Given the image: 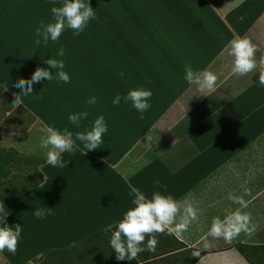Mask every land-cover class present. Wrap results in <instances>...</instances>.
<instances>
[{
    "label": "crops",
    "instance_id": "1",
    "mask_svg": "<svg viewBox=\"0 0 264 264\" xmlns=\"http://www.w3.org/2000/svg\"><path fill=\"white\" fill-rule=\"evenodd\" d=\"M13 2L0 0V37L10 39L14 45L11 48L14 51L17 50L15 55L21 56L24 54L21 52L23 42L20 41L22 39L19 38L18 34L22 33L18 32L16 35L13 33L15 28L22 27L21 21L26 18L16 21L17 0H13ZM160 3L166 7H162L164 9L175 7L177 18L166 19L165 21L170 25L169 30L178 31L181 36V42H179L181 50L187 49L194 54L192 64L185 58H180L179 63L174 62L173 65L165 67L162 70L161 75L163 77L160 81L164 80V71H173L175 65H177L178 71L185 70L187 66H191L194 71L208 69L214 72L218 79L215 89L204 93L200 92L197 85L184 83L182 80L163 82L156 90L152 91L154 96L150 97L149 103L151 104L154 97L157 96L158 102L162 104L161 107L163 106L164 115L172 114L178 120L165 125L162 124L163 115V118L152 123L150 129L164 128L160 135L158 132L156 135H159L160 138L161 135L164 136L166 141L163 143L166 144L179 145L185 139L187 145L193 147L195 153L204 154L206 160H209L206 149L217 148V167L215 172H212L213 176L207 178L208 174L199 178L204 173L202 169L205 161L202 162V156H198L195 161L187 163L182 159H174V154L169 155L171 160H164L166 165L171 164L169 167L174 172L170 171L164 161H160V155L158 159H148L149 150H155L156 145L163 143H158L154 147H152L153 145L145 146L146 142L141 137L145 143L142 146H140V139L133 144L130 141L131 149L127 154L132 156L131 159L125 154L122 157L119 156L118 159H110L111 161L105 162L101 159H92L87 153L82 155V152L74 150V158H71L73 154L70 156L64 152L66 159L63 160L65 163L63 168L48 164L46 162L47 149L39 147L41 150L39 153L42 154V158L44 157L42 162L38 161V164H35L33 161L30 166H26L24 172L22 171L23 178L19 175L20 170L11 169L10 178L6 179L7 182H10L11 179H24L26 185L15 188L10 183L8 185L7 182L4 185L0 183V193L9 189L10 194L15 196L14 200L10 198L6 202V208L9 210L23 206L27 202L22 214L29 217L33 215L35 209L40 208L38 205L40 202L42 207L47 203L50 208L58 210L60 215L65 216L62 221L66 223L65 225L70 220L71 223L69 224H74L73 227L76 225L75 219L79 217L82 211H85V217L88 218H83L87 221L83 226L89 231L77 235V238L72 237L67 242L58 244L60 248L56 249V252L61 254L57 255L55 261L59 263L264 264V85H261L258 80L259 61L264 56V0H162ZM179 10L184 12V17L180 15ZM26 21H31V19H26ZM16 23L19 25L16 26ZM7 24L13 27L10 28L12 34L7 31ZM23 35L26 38L29 37L27 33ZM243 36L251 38L259 48L256 53L258 68L252 73L239 76L231 71L234 58L229 55V50L230 42L234 38ZM5 42L0 41V54L3 55H0V58L2 59L10 54ZM180 72L179 76L181 75ZM0 87V107L3 106V109H0V126L4 123L11 126L9 128L0 127V151L2 147H12L19 151L26 149L34 152V145L18 147L13 143V140L16 142L18 137L25 140L29 134L35 131L45 137L46 129L50 126L46 125L44 119L49 117V112L45 111L44 108L41 111L31 110L21 100L20 106L16 107V97L9 90L6 78H0ZM4 87H7L6 91ZM256 104L260 105L257 106ZM151 112L154 111L151 110ZM126 117L128 115L121 116L116 124L118 126L124 124L127 127L130 124L131 130L138 129L137 132L141 129L138 128V125L144 126L148 121V119L145 121L144 118L145 124H143L140 122L141 119L134 120L131 118L133 121H128ZM129 117L136 118L130 114ZM249 118L251 119L248 120ZM216 126L217 138L213 139L210 132L214 131ZM121 133L123 134V132ZM183 146L186 145L183 144ZM62 155L63 153L61 157ZM103 164H105V170L108 166L113 176L115 175L112 178L106 176L102 180L103 188L112 193L110 196L116 195L115 190L118 193H125L128 188L127 194L131 195L130 198L133 199L134 194H131V187L139 188L148 198H151L154 192L160 191L163 195H172L177 201L191 202L198 209V220L194 221L188 230L179 237L166 233L156 234L158 244L155 252L144 251L138 254L136 260L118 261L115 250L110 245V240L119 221L126 213L127 205L118 209L122 218L114 216L115 213L109 212L111 210L107 207L106 211L99 207L102 209L100 212H92L88 205L89 201H93L97 197L96 192H93L94 176L90 175V172L93 168L101 167ZM151 164H154L151 171L161 173L160 176L143 174L145 172L144 167ZM77 169L80 173H84V176L80 175L79 180L81 181L77 183V187H72L73 180L70 184L65 180V177L70 176L72 179V174L78 172ZM35 173L37 174L36 177L33 176ZM40 173L43 180L36 182L37 179H40ZM162 173L164 174L162 175ZM15 175L17 178H13ZM157 180L160 181L159 186L155 184ZM207 180L213 185L201 184ZM76 181L78 180L76 179ZM67 184L68 187H66ZM119 184L122 185L123 190L118 187ZM125 185L128 186L126 189ZM245 189H249L251 195H244L247 207L241 211L250 215L252 223L256 226L255 232L250 236L242 232L240 237L234 238L235 242L232 241L230 244L228 242L223 243L224 239L220 238L214 241L215 244L205 245L204 241L208 238L205 233V222L210 220L205 221V218L210 217V214L206 216L208 210L203 209L205 208L204 205L210 199L216 203L214 210L217 214L213 218L211 216V220L208 222L211 227L214 218L223 219L230 212L240 208V205L233 203L228 199V196L230 193L237 196L243 195ZM76 190L78 194L76 199L80 201L84 198L87 203L75 202L71 207L77 208V210L72 212L68 203L65 204L64 201L60 200L65 199L68 194L69 198H73ZM211 192L214 194L209 198L208 195H211L209 194ZM204 212L207 213L205 216L203 215ZM16 213L18 212L16 211ZM149 238H145L142 247L146 248ZM246 244L255 248L250 257L247 256L246 250H244L245 254H242L237 253L235 249L236 245L243 246ZM46 248L48 246H44V249ZM49 250H51L50 247ZM43 251H37V253L41 254ZM200 251L203 252L200 258L193 256L194 252L201 253ZM10 253L7 249L0 252V264H23L24 260L18 262L20 258H12ZM235 254L243 255L241 260L237 259ZM193 259L196 261L193 262Z\"/></svg>",
    "mask_w": 264,
    "mask_h": 264
},
{
    "label": "rangeland",
    "instance_id": "2",
    "mask_svg": "<svg viewBox=\"0 0 264 264\" xmlns=\"http://www.w3.org/2000/svg\"><path fill=\"white\" fill-rule=\"evenodd\" d=\"M11 2L14 3L13 0H11ZM63 2L64 0H17L18 14L16 21L19 19L21 21L25 18L31 19V21H26V19L23 20L22 27L18 29L15 28V32L13 33L14 35L18 32L22 33L18 34V36L22 39L20 41L23 42L21 45V52H24V55L23 57L19 56L22 58V62L13 63L17 57L15 56V51L17 50L15 49L14 51V49L11 48V46L14 47V45L10 39H3L1 36L0 41H6V48L10 54H8V56L4 59L0 58V78H6L9 90L15 97L19 95V99L26 105L27 108L31 110H39L44 107L50 108L46 110L49 112V117L44 120L46 121V125L55 129L57 128L59 131H63L64 128H68V130L75 129L76 126L68 119L70 114L87 111L88 118L86 120H82L80 123V128H85L87 131L91 130L95 119L103 115L109 128L103 136L104 143L95 150H87L84 147V144L79 145L81 148L80 152H86L87 155L91 156L90 158L101 159L105 162L110 159H118L129 153L128 151L131 149L129 142L132 141V138L134 137L130 134L127 135V133L130 132L131 134H136L138 129L131 130L130 124L128 127L124 124L123 126H118L116 124L117 120L124 115H128V117H126L128 121H133L132 119L140 120L141 113L133 107L131 102L124 103L123 100H121L120 104L114 105L113 100L115 97L117 95L123 97L128 93V91L141 87L142 80L147 82L152 79L160 80L163 77V75H161L162 70H164L165 67L173 65L174 62L179 63L180 58H185L192 64V57L194 54L187 49L181 50L179 44V42H181V36L178 34V31L175 32V30H169L170 25L166 23L165 20L177 18V11L175 7L172 9H164L166 7L162 6L163 4L160 3L162 0H141L140 2L138 0H86V2H89L93 7L97 18L91 19L85 31L80 35H75L73 30L66 29L57 41L58 43L56 46H53V51H55L56 55L52 57V54H49L51 46L48 44L45 45L43 42H41L39 46L35 44V32L40 26V22L42 20L45 23L52 21L53 16L51 8L53 6H62ZM179 12L180 15L184 17V12L181 10H179ZM18 25L19 23H16V26ZM6 27L8 29L7 31L12 34L11 29L13 27L8 24ZM26 33H33L31 39H29V37L26 38L23 35ZM28 42H30L31 46ZM27 45L30 48L26 47ZM61 47L64 48L63 56L58 55ZM0 55H2V53ZM51 58L64 61V70L69 73L70 82H58L55 78L51 81L44 79L39 83H34L32 86L33 92L28 96H24L22 90L15 87L17 81L19 79H30L38 67L49 69L53 74H55L56 69L50 68V66L46 63V61ZM20 65L24 68V75H21L22 77L19 75V70L21 69H18V66ZM173 69V71H164V80L159 81V85L167 80L173 82L182 80L184 83H189L185 79V70H179L181 71V75L179 76L177 65L173 66ZM8 70L9 72H7ZM112 70L115 71V73H112V78L108 77L107 73H105V77L103 76L104 72H110ZM96 73H100L102 77L98 75L97 80L94 79L93 76ZM121 73H123V75H121ZM106 78L111 81H108ZM94 82H97V85H93ZM149 85L150 83L148 84V88ZM91 86H93V88L90 89ZM100 87L104 88V92L101 91V94L98 93ZM72 88L76 89V94L79 95V99L71 96V94H74ZM93 96L96 97V103L94 105H89L87 101ZM158 101V97L155 96L153 102L150 104L151 107L143 113L145 118L144 120L146 121L148 119V121L147 124H145L143 119L140 120L141 123L145 124V128L143 125H138V128H141V134L143 128L150 129L152 123H155L157 120L163 118V106L161 107L162 104ZM156 102L158 103L156 104ZM54 104L61 105V116H57L53 112V108L55 107ZM256 105L258 106L260 104ZM123 107L126 108V112L136 118L129 117L128 113L123 112ZM0 109H3V106L0 107ZM158 109H160L159 114L158 112H151V110L156 111ZM53 116L54 118H52ZM173 116L174 115L172 114L164 115L162 124L166 125L177 121L178 118ZM135 123L137 124V122ZM57 125L59 128L55 127ZM0 127L9 128L11 126L8 123H4ZM121 132H123L124 135ZM210 133H212L213 139H216L217 126L214 128V131H211ZM141 134L138 133L136 136L139 137ZM42 137L43 136L41 134L35 131L29 134V137L26 139L25 137H22L25 140L18 137L19 139L16 140V142L13 140V143L18 147L28 146L29 144L30 146L34 145L36 151L31 153L38 156L41 153L39 144ZM183 144L186 146L184 147ZM155 145L156 144L152 147ZM149 151L150 152L147 153L148 159H158V157L161 156L160 161H164L165 165L166 162L164 159L171 160L169 155L173 154L174 159H182L187 161V163L195 161V158L198 156H202V162L205 161L202 169L204 173L199 176V178H203V176L208 174L207 178L213 176L212 172H215L217 167V148L206 149V153L209 156V160H206L204 159V154L201 155L200 152L195 153V149L190 145H187L185 139H183L182 143L179 145L163 143L156 145L155 150L150 149ZM212 153L213 155L211 156ZM26 154L30 155V151L24 149L20 156H25ZM65 154L66 153H63L61 157L62 160H64V158L66 159ZM69 154L70 156L72 155L70 152ZM127 155L129 156L130 154ZM131 157L132 156H129L128 158L131 159ZM71 158H74V155ZM5 159H7V157H5ZM173 162L174 161L172 160V163ZM153 165L154 164L145 166V172L143 174L160 176L161 173L151 171V169H153ZM170 165L171 164H168L166 167L170 171L174 172V170L169 167ZM162 166L164 167V164H162ZM104 170L105 164L101 167L93 168L90 172V175L94 176L93 181L95 186L93 185V192H96L97 197L93 201H89L88 205L91 207L92 212H100V210H105L107 207L111 210L109 212L115 213L114 216L122 218L120 210L118 211V209L127 205L125 209V212H127L130 208L134 207L132 203L134 198L131 199V195L127 194L129 190L127 185H125L127 192L118 193V191L115 190L116 195L113 197L110 196L112 193L103 188L104 185L102 180L106 176L112 178L115 177V175L113 176V173L108 169V166H106L105 172ZM77 171L78 172H75L73 175L76 176L78 181L73 178L71 179L70 176L65 177V180L70 184L73 180L72 187H77V183L81 181L79 180L80 175L82 177L84 176V173H80L79 169H77ZM163 174L164 173H162V175ZM17 182H19V180H17ZM204 182L205 183L201 184L213 185V183L209 180ZM20 186L22 185H17L18 188H20ZM66 187H68V184ZM118 187L123 190L121 184H119ZM209 194H211L208 195L210 198V196L214 193L211 192ZM77 195L76 190L73 198H69L68 194L65 199L60 201H64L65 204L68 203V206H70L69 209L73 212L77 210V208L75 209L71 207V205L73 206L75 202H80L82 204L87 203L84 198L80 199V201L77 200ZM42 200L44 199L42 198ZM26 203L27 202H25L23 206L12 208L10 210L9 208H5V210L9 212L6 217V223L8 226L14 229L15 224L19 223L22 229L21 237L19 238L17 251L14 257L20 258L18 262H22L24 259L29 258V264H72L70 262L59 263L55 261L58 257L57 255L61 254L56 252V249L60 248L58 244L67 242L72 239V237L77 238V235L87 233V231H89L85 226H83L87 222L83 218H88L85 217V211H82L79 217L75 219L76 225L73 227L74 224H69L71 223L70 220H68L67 225H65L66 223L62 222L65 216L60 215V212L54 208H51V214L42 219L37 218L34 214L29 217L22 215V211L24 210ZM58 204H60V202ZM38 205H40V208H50L47 203H45L44 207L41 206V202ZM215 205L216 203H214L211 199L204 205L205 208L203 209L208 210L206 211L208 212V215L206 216H209L210 214V217H206L205 221L208 219L211 220V216L212 218L213 216H216L217 212L214 210ZM16 211L18 213H16ZM205 214L207 213L204 212L203 215L205 216ZM210 220L205 222V233L208 236V238L204 241L205 245L215 244L214 241L217 240L209 235L210 226L208 222ZM191 229L194 231L192 227ZM224 242L226 241L223 240V243ZM43 245L48 246L47 250H49V247L51 248L48 254H46V251H43ZM235 249L237 250V253L240 252L242 254L244 253V250H246L248 257H250L251 253L255 250L254 246L248 244L241 246V249L236 245ZM37 251L43 252L41 254H39V252L36 254ZM236 256L237 259L241 260L243 255ZM39 259L41 260L39 261Z\"/></svg>",
    "mask_w": 264,
    "mask_h": 264
},
{
    "label": "clouds",
    "instance_id": "3",
    "mask_svg": "<svg viewBox=\"0 0 264 264\" xmlns=\"http://www.w3.org/2000/svg\"><path fill=\"white\" fill-rule=\"evenodd\" d=\"M53 19L45 23L43 20L35 32V44L39 46L41 42L45 45L49 40L56 42L66 29L73 30L75 35H80L85 31L89 21L97 18L96 13L89 2L86 0H64L62 6H53L51 8ZM259 48L248 36L234 38L230 42L229 55L232 56L233 64L231 71L235 75L244 76L257 70L258 62L256 53ZM59 56L64 55V48L61 47ZM46 63L52 69H56L53 74L49 69L38 67L30 79H19L15 87L22 90L24 96L33 92V84L47 79L51 81L55 78L58 82L69 83L70 75L65 71L63 60L48 59ZM259 83L264 85V56L259 61ZM123 75V73H121ZM185 79L190 83L197 85L200 92L211 91L215 89L217 75L210 71H194L191 66L185 69ZM5 91L7 87H4ZM153 95L150 89L139 87L130 90L125 96L117 95L113 100L114 105L131 102L133 107L141 113L140 119H144L145 113L150 107L149 99ZM42 99V97H41ZM16 107L20 106L19 95L15 98ZM89 105L96 103V97L93 96L87 101ZM88 118V112H78L69 115L71 123L80 126L82 120ZM108 131V125L103 115L95 119L91 130L87 132H76L75 134L65 128L63 132L47 127L46 136L41 138L40 148L47 149L46 162L54 167L63 168L64 161L61 154L70 152L75 155L74 140L83 142L87 150H95L100 147L104 141L103 136ZM160 137L155 135L153 130L149 129L145 137L146 143L158 144ZM174 143V142H173ZM86 154L83 152L82 155ZM157 186L160 181H155ZM131 187V186H130ZM167 187L166 185L164 186ZM131 194H134L132 201L134 207L130 208L119 221L116 230L113 232L110 245L116 253L118 261L136 260L139 253L144 251L155 252L158 240L156 234L176 235L179 237L186 232L189 226L198 220V209L188 201H177L172 195H163L160 191L153 193L148 198L139 188L131 187ZM244 195H251L249 189L244 190V194L237 196L229 194L228 199L233 203L240 205V208L227 214L223 219L214 218L209 229V235L215 239L223 238L231 243L242 232L246 235H252L256 226L252 223L249 214L242 212L241 209L247 207V201ZM9 214L5 210V205L0 204V252L7 249L12 254L17 251L19 238L21 237V225L15 224V228L9 227L6 223V217ZM37 218H44L51 214V208H37L33 213ZM147 240L146 248L144 244ZM193 256H200L199 252H194Z\"/></svg>",
    "mask_w": 264,
    "mask_h": 264
},
{
    "label": "trees",
    "instance_id": "4",
    "mask_svg": "<svg viewBox=\"0 0 264 264\" xmlns=\"http://www.w3.org/2000/svg\"><path fill=\"white\" fill-rule=\"evenodd\" d=\"M18 8V7H17ZM23 23V21H21V24ZM32 34L33 33H31V34H29V39H31V37H32ZM30 43V42H29ZM58 42L56 41V42H53V41H51V40H49V43H48V45L49 46H51V48L54 46H56V44H57ZM54 47L51 49H49V54H52L51 56L52 57H54L55 55H56V53H55V51H53V49H54ZM46 50V49H45ZM46 51H48V50H46ZM23 55L24 54H22L21 55V57H23ZM15 56H17L16 58H15V61L13 62V63H20V62H22L21 60L22 59H19V58H21V57H19L18 55H15ZM15 66V65H14ZM22 65H20V66H18V69H21V70H23V71H21V70H19L20 71V76L22 75H24V68L22 67ZM90 67H92V66H90ZM89 69V68H88ZM108 70V69H107ZM7 72H9V70L7 71ZM105 73H107V75H108V77H110V78H112V73H115V71L114 70H112V71H110V72H104L103 73V76L105 77ZM98 75H100L101 76V74L100 73H96V74H94V76H93V78L94 79H96L97 80V77H98ZM21 76V77H22ZM102 77V76H101ZM107 79V78H106ZM108 81L110 80V79H107ZM111 81V80H110ZM159 81L160 80H154V79H152V80H150L149 82H147V81H141L142 82V86L144 87V88H146V89H149L150 88V90L151 91H154V90H156L157 88H158V86H159ZM138 83H140V82H138ZM150 83V85H149V88H148V84ZM110 84V83H109ZM93 85H97V82H94V84ZM91 88H93V86H91L90 87V89ZM72 90H73V92H74V96L71 94V96L72 97H76V98H78L79 99V95L78 94H76V89H74V88H72ZM101 91H103L104 92V88H99V90H98V93H100L101 94ZM129 92V91H128ZM71 93V92H70ZM153 93V92H152ZM69 94V93H68ZM75 94H76V96H75ZM152 96H154V93H153V95ZM71 99V98H70ZM22 105V104H21ZM54 110H53V112L57 115V116H61V112H60V107H61V105H55L54 104ZM124 108V107H123ZM44 109H45V111L46 110H48V109H50V108H46V107H44ZM40 111H41V109H39ZM160 109H158V110H156V111H154V112H160L159 111ZM123 112H126V108H124V110H123ZM126 113H128V112H126ZM66 114H67V112H66ZM70 114V113H69ZM128 114H130V113H128ZM68 115V114H67ZM69 117V116H68ZM52 118H54V116L52 117ZM69 119V118H68ZM117 120V119H116ZM118 121V120H117ZM71 124V123H70ZM73 124V123H72ZM147 124V123H146ZM60 125V124H59ZM76 126V125H75ZM55 127H58V125L57 126H55ZM59 128V127H58ZM144 128H145V125H144ZM143 128V131H142V134H141V130L140 131H138L136 134L135 133H133V134H131L130 132H129V134H131V136L132 137H134V138H132V144L133 143H135V142H137L139 139H140V142H141V144H140V146H142V144H145L141 139L142 138H144V141H145V137H146V135H147V133L149 132V128H147V129H144ZM57 129V128H56ZM65 129V128H64ZM63 129V130H64ZM68 129V128H67ZM109 129V128H108ZM163 129L164 128H155V130H153V132H154V134L156 135V133L158 132V134L160 135V132L161 131H163ZM58 130V129H57ZM70 131H72L74 134L76 133V132H80V131H83V132H87V129H85V128H80V126H79V128L76 126L75 127V129L73 130H71L70 129ZM148 131V132H147ZM61 132H63V131H61ZM141 134V136H139V137H137L136 135L137 134ZM129 134H127V135H129ZM144 135V136H143ZM158 135V136H159ZM143 136V137H142ZM142 137V138H141ZM160 137V136H159ZM164 136H162L161 135V140L159 141V143H163V142H165L166 141V139H164L163 138ZM73 140H74V150H78L79 152H80V150H81V148L79 147V145H83V142H81V141H79V140H77V139H75V135H74V137H73ZM139 142V143H140ZM146 142V141H145ZM129 144L131 145V143L129 142ZM149 144L148 143H146L145 144V146H148ZM152 145H154V144H151V145H149V146H152ZM11 149H13V150H11ZM36 151V150H35ZM66 153H68L69 154V152H66ZM81 153V152H80ZM42 155V154H41ZM41 155H38V156H36V155H34V154H32L31 152H30V155L29 154H26L25 156H20V151L19 150H16V149H14V148H2L1 149V151H0V183H1V185H4L7 181H6V179L7 178H10L9 177V175L11 174V169H14V170H20V172H19V175L20 176H22V178H23V175H22V171L24 172V170H25V167L26 166H30V164L33 162V161H35V164H38L37 162L39 161V162H42L41 160L43 159L44 160V157L42 158L41 157ZM5 157H7V159H5ZM24 164H27V165H24ZM38 166V165H37ZM34 177H36L37 176V174L35 173L34 175H33ZM13 178H17V175H15ZM72 178L73 179H77L76 178V176H74L73 174H72ZM79 178H81L80 176H79ZM41 180H43V176H42V174L40 173V179H37L36 180V182L37 181H39V182H41ZM10 182H7V185H8V183H10V185L11 186H13V187H15V188H18L17 187V185L19 184V185H22V186H24V185H26V182L24 181V179L23 180H19L20 182H18L17 183V180L16 179H11V180H9ZM17 183V184H16ZM30 187H31V185H30ZM2 188V187H1ZM11 192L9 191V189L8 190H4L3 192H1L0 193V204H4L5 205V208H6V202L8 201V199H13L14 200V198H15V196L13 195H11L10 194ZM14 193L16 194V192H15V190H14ZM23 215V214H22ZM25 216V215H24ZM44 246V245H43ZM241 246L242 245H239V247H240V249H241ZM47 247V246H46ZM44 251H46V254H48L49 252H50V250H47V248L46 249H44ZM201 252V251H200ZM36 254H37V252H36ZM10 255H11V257L12 258H15L14 257V255L15 254H11L10 253ZM203 255V252H201L200 253V256H197L198 258H200L201 256ZM41 258V257H40ZM195 259H197L196 257H195ZM195 259H193V262H195L196 260ZM29 258H26V259H24V262H23V264H29ZM41 260V259H40Z\"/></svg>",
    "mask_w": 264,
    "mask_h": 264
}]
</instances>
